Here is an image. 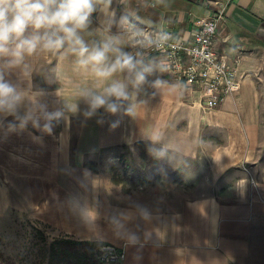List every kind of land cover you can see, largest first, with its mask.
Wrapping results in <instances>:
<instances>
[{
    "label": "crops",
    "instance_id": "crops-1",
    "mask_svg": "<svg viewBox=\"0 0 264 264\" xmlns=\"http://www.w3.org/2000/svg\"><path fill=\"white\" fill-rule=\"evenodd\" d=\"M223 1L228 11L213 48L235 68L237 90L215 107H204L197 86L171 74L161 55L150 54L145 56L156 57L163 71L139 89L130 88L139 105L136 116L122 117L115 129L109 126L114 116L98 124L96 117L69 114L54 136L42 140L35 139L41 134L31 125L7 136L0 132V230L24 217L51 239L122 248L120 264H264V0ZM110 5L102 2L93 14L84 34L88 43L120 32L119 26L107 29L111 18L121 16L189 39L195 20L211 8L209 0H110ZM124 47L129 51L128 37ZM74 61L61 53L31 58L32 83L45 90L50 111L72 103L80 88L102 86ZM158 77L184 87L159 91L150 83ZM153 132L163 136L160 147L167 151L161 158L171 170L147 183H128L122 176L112 181L113 172L99 159L114 158L123 146L150 143ZM61 133L63 140L57 139ZM137 203L149 207L153 219L133 216L126 222L138 236L129 244L110 222Z\"/></svg>",
    "mask_w": 264,
    "mask_h": 264
},
{
    "label": "clouds",
    "instance_id": "clouds-1",
    "mask_svg": "<svg viewBox=\"0 0 264 264\" xmlns=\"http://www.w3.org/2000/svg\"><path fill=\"white\" fill-rule=\"evenodd\" d=\"M102 2L111 6L110 0H0V132L5 136L23 132L29 125L41 134L35 137L37 140L44 135L54 136L56 126L67 120L69 114L84 120L96 117L98 124L106 122V115L117 117L109 124L112 129L120 125L122 117L136 116L139 105L130 88L139 89L149 83L150 75L163 71L158 59L145 56V52L159 49L171 37L165 31L141 34L138 25L121 16L111 18L107 29L111 32L112 26H119L120 32L88 43L84 34ZM132 33H136L131 40L135 52L124 47L126 37ZM45 53L75 57L76 67L91 72L102 86L80 88L72 103L65 101L61 108L50 111L44 100L45 90L32 83L34 68L30 62ZM150 83L159 91L172 92L184 87L159 77ZM80 102L85 105L83 110ZM57 139L63 140V133ZM149 139V152L155 158L164 157L167 150L160 147L163 136L153 132ZM133 216L150 222L153 212L137 203L133 211H118L110 222L116 236L129 244L138 241L136 233L126 228Z\"/></svg>",
    "mask_w": 264,
    "mask_h": 264
},
{
    "label": "built area",
    "instance_id": "built-area-1",
    "mask_svg": "<svg viewBox=\"0 0 264 264\" xmlns=\"http://www.w3.org/2000/svg\"><path fill=\"white\" fill-rule=\"evenodd\" d=\"M209 12L195 20V26L189 39H183L173 34L167 28H155L137 24L141 34L165 31L171 39L161 46L145 52V55L159 54L163 57L167 70L176 78L185 80L188 84L198 87L200 103L204 107L212 108L221 100L234 93L238 88L236 70L226 60L218 55L213 48L219 24L226 16L229 2L223 0H209ZM136 33L128 36L129 51L135 52L131 40ZM95 255L102 264H120L125 253L109 243H101L95 248Z\"/></svg>",
    "mask_w": 264,
    "mask_h": 264
},
{
    "label": "rangeland",
    "instance_id": "rangeland-1",
    "mask_svg": "<svg viewBox=\"0 0 264 264\" xmlns=\"http://www.w3.org/2000/svg\"><path fill=\"white\" fill-rule=\"evenodd\" d=\"M150 146L151 143L135 145L132 148L123 146L114 152L116 155L114 158L108 156L106 159H99V165L113 172L114 176L127 178L128 183L133 179L140 180L142 183L150 182L162 173L166 175V169L171 170L172 168L171 164L170 167H167L166 160L160 158V163L153 169L154 175H152ZM125 164L129 168L135 166L137 176L126 175ZM13 221L0 230V264H46L48 247L53 239L46 234V230L27 218L22 217ZM64 264L69 263L65 262Z\"/></svg>",
    "mask_w": 264,
    "mask_h": 264
},
{
    "label": "trees",
    "instance_id": "trees-1",
    "mask_svg": "<svg viewBox=\"0 0 264 264\" xmlns=\"http://www.w3.org/2000/svg\"><path fill=\"white\" fill-rule=\"evenodd\" d=\"M150 161L151 169L153 170L158 167L157 165L160 163V158H155L151 155ZM128 168L129 166L125 164L124 172H126V175H129V177L137 176V168H135V166H132L127 171ZM152 175H154V170ZM111 179L116 183L120 182V179L114 175L111 176ZM132 182L135 184L141 183L140 180L137 179H133ZM101 243L103 242L76 240L66 237L53 239L48 247L46 264H64L65 262L69 264H102L97 259L94 251L96 246Z\"/></svg>",
    "mask_w": 264,
    "mask_h": 264
}]
</instances>
